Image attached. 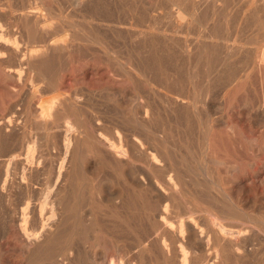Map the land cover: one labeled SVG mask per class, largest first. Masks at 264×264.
<instances>
[{"label": "rangeland", "instance_id": "obj_1", "mask_svg": "<svg viewBox=\"0 0 264 264\" xmlns=\"http://www.w3.org/2000/svg\"><path fill=\"white\" fill-rule=\"evenodd\" d=\"M0 12L2 18L0 23L11 29L7 30L8 32L4 30L6 33L0 32V36L3 38L4 35L5 38L8 36L10 44H14V41L20 50L38 53L40 50L36 44H30L35 38V32L32 31L34 27L30 26L37 19L40 23L35 31L40 34L41 29L47 27L45 30L54 35L49 43L59 49L54 56L48 78L55 75V79L61 85L57 87L56 93L46 96L41 93L34 94L30 108L24 97V86L7 79L6 75L9 71L15 73L22 71L24 76L31 77L35 76V71L20 64V58L13 52L3 60L0 58V120L6 122L13 118L14 121L12 126H8L0 133V162L2 164L7 159L17 156V149L24 141L33 142L36 152L41 157L33 168L35 171L32 175L34 176L32 189L26 190L21 199L33 196L35 192L33 190L42 180L47 179L51 170L52 161L49 154L52 141L48 142L45 139V132L39 125L43 120L31 117V111L38 106L39 100L67 94L71 88H81L84 94L79 95L83 96L86 105L80 115L86 119L89 113L94 111L101 123L109 126L115 123L116 116L112 105L105 98V91L111 88L123 89L125 94H122L120 101L123 100L121 102L124 104H127V99L134 94L128 81L112 77L110 71L115 62L125 64L130 61L135 65L140 61L143 67L153 70L154 86H167L171 90L182 89L187 100L199 101V123L194 122V127L191 125L184 130L180 126L178 132L175 131L172 123H167L168 121L156 113L158 117H154L152 126L157 129L158 125L165 126L168 151L173 150L171 154L176 162L186 161V165L182 163L183 166L207 165V174H210L212 180L237 204V209H227L228 203L219 194L201 186L202 178L199 180L198 189L189 183L186 185L183 199L175 198L172 201L174 215L186 216L191 212L196 213V217L199 218V230L208 233L211 239L210 245L205 246L201 242L199 232V245L194 244L188 250L190 253L188 264H264V224L262 223L264 222V185H262L264 184V141L263 144L257 141V138H260L258 116L264 115V65L261 62L264 61V0H0ZM71 45L80 49L85 57L72 58L73 54L68 52ZM62 48L67 52L61 51ZM226 53H228L227 57ZM71 70L78 71L74 80H68L67 77ZM62 76L67 78L63 83ZM46 81L39 83L41 87L38 83L37 86L44 90ZM141 84L144 86V83ZM71 113L73 115L72 111ZM71 113L69 109L64 108L58 112V117L72 118ZM49 120L53 122L55 117L51 116ZM228 126H233L232 132L227 129ZM104 132L106 135L111 134V130L108 129ZM214 134H220L222 139L224 138V142H220L223 147L219 148L222 150L221 154L213 151V146L209 145L208 149L205 148L206 145L203 143L207 136L211 144ZM82 137V147L87 149L89 147L87 137ZM178 149L181 151L179 152ZM226 154L230 156L226 164L216 163L218 156L224 158ZM212 155H216L214 159ZM135 164L144 166L138 160ZM88 167L90 169L97 167L100 173L97 177H86L79 181L83 189H80L81 195L76 186L78 182L75 183V193L79 198L82 196V199L93 197L95 205L92 204L94 206L92 210L98 211L95 216L97 226L112 233V237L107 234L98 236L96 249L92 252L95 260L102 261L107 254L108 258L116 257L114 245L117 246L121 256L126 250L125 246H130L128 253L130 257L134 254L136 264H161L153 259L150 260V254L146 249L135 242V239L141 241L142 231L148 228L142 212L138 211L139 208L128 205L127 208L119 211L118 215H110L104 207L96 206L94 189L98 182L102 183V180L106 181V179L115 181V173L106 164L97 162L93 158L90 159ZM225 168H227L226 173ZM153 173L155 176L160 175L159 170L156 169ZM220 178L224 179L221 181ZM120 184L122 183L119 181L118 187L109 185V189L115 192L120 190V187L124 188L123 184ZM194 190H198L197 195H194ZM12 197L14 196L10 198ZM10 198H5L4 202L0 201V226L4 221ZM130 198L132 200L131 196ZM195 200L198 202L196 203ZM217 201L219 204L216 203ZM222 204L225 207H222ZM89 208L91 209V205L86 203L84 210ZM240 214L242 215L239 216ZM215 220L230 230L241 231L242 237L237 245L230 247L218 241L210 225L211 221ZM259 224L262 227L257 226ZM21 243L19 235L15 234L11 244L19 246ZM141 245L145 247L142 241ZM140 253H144L142 260L138 258ZM216 253L218 259H215ZM3 259L6 264H33L16 250L8 251ZM0 264H3L2 259Z\"/></svg>", "mask_w": 264, "mask_h": 264}, {"label": "bare ground", "instance_id": "obj_2", "mask_svg": "<svg viewBox=\"0 0 264 264\" xmlns=\"http://www.w3.org/2000/svg\"><path fill=\"white\" fill-rule=\"evenodd\" d=\"M39 23L40 22L36 19L30 26L32 28L34 27L32 31L35 32V38L32 39L33 42H30V44H36V47L40 50L38 53H28V50L26 53L25 50H20L19 46H17L14 41V44H10L8 36L5 38L4 35L5 39L0 36V58L3 60L4 57L13 52L20 58V64L25 65L28 69H33L36 73L35 76L32 74L33 76L31 77L24 76V72L22 71H17L16 73L9 71L7 75L5 74L7 79L16 81V83H20L24 86V97L27 100L29 108L34 94L41 93L43 95L45 94V96L50 93L53 94L56 93L57 87L61 85L59 81L55 79V75H51L53 77L50 78V76L48 78L50 74L49 70L54 62V56L59 49L49 43L54 35L48 30H45L47 27L41 29L40 34L37 33V30L35 31ZM8 28L9 27H5L0 23V32L4 30L10 31L11 29ZM70 48L71 49H68L66 47L68 52L73 54L74 57L72 58L78 59L85 57L80 49L74 48L72 45ZM60 50L65 53L67 52L64 48ZM225 56L227 57L228 53H226ZM261 62L262 65H264V61L262 60ZM76 71L77 70H71L69 72L67 75L68 80H74L76 78ZM31 72L33 73V71ZM110 72H112V77L118 78V80L119 78H123V80L128 81L132 86L134 94L132 97H127L128 103L126 102L127 104H124L122 103L123 100H121L122 102L120 101L122 94H125L123 89L111 88L106 90L105 94L103 92L107 101L112 105L116 116V118L114 116L115 119L113 118L115 123H111L109 126L101 123L97 117V113L92 110L86 119L80 115L86 103L83 96L79 95L84 94V90L78 87L74 89L71 88L67 94H61L43 100L41 98L38 106L31 111V117L43 120L39 122V125L44 130L43 132H45V139L48 142L52 141V148L49 154L52 161L51 170H48L49 174L46 180L39 181L40 183L38 185L36 183L37 187L33 190L35 191L33 196L21 199L26 190L30 191L29 189H32V177H34L32 175H34L33 173L35 171L33 168L35 164L37 165L40 157L39 153L36 152L35 144L31 141H24V143L20 145V148L17 149V156L7 159L6 162L2 164L0 162V201L4 202L5 198L14 196L10 198L11 201H8V199L6 200L8 201V203L6 202L8 205L6 207L4 221L2 220L3 223L0 226V260L2 259L3 264H6L5 259H3L4 255L7 254L8 251L15 250L19 252L23 258H28L33 264H136V259H134L135 256L133 257L134 254L130 257L128 253L131 248L130 246L124 247L126 250L123 256H121L118 253L117 246L113 245V249L117 254H115L116 257L108 258V254L106 253L107 255H104L102 261L100 260L101 262L97 261V259L95 260L92 254L96 249V243H98L97 240L99 239L98 236L107 234L112 237V233L106 232L107 230L97 226L98 224L95 216L98 211L92 210L94 208L92 204L95 205L93 197L88 196L82 199V196L79 198L75 193L74 187L77 186V190L81 195L80 189H82V185L79 184V181L81 182L86 177H97L98 173H100L97 167L93 169L88 167L91 158L97 162L99 161L100 163L106 164L116 175V177H114V179H116L115 181L106 179V181L102 180V183L98 182L99 184L94 189L96 206L104 207L110 215H118L119 211L124 210L128 205L133 208H139L138 211L142 212L148 226L146 231H142L143 236L140 238L146 248L141 245L139 239H135V242H137L141 248H144V250L146 249L150 254V260L153 259L161 264H188L190 259L188 250L192 248L194 244L199 245V232L201 242H203L202 244L208 247L211 242L208 233L201 232L202 229L199 230V218L196 217V213L191 212V214L186 216H178L174 215L172 212V201L175 198L183 199L187 184L191 183L192 187L198 189L199 180L202 178L201 186L204 189L208 191L213 190L219 194V196L228 203L226 206L227 209H237V204L231 200L229 194L225 193L222 188L212 180L210 174H207V165L200 167L199 164H196L194 168L191 164L190 166L187 165V167L183 166L182 163L186 165V161L184 162L181 160L182 163L176 162L177 160L175 161L174 156H172L173 154H171L173 150H171V152L170 150L168 151V147L166 146L165 126L158 125V129L152 126L154 117L159 115L168 121L167 123H172L175 131L179 129L178 127L180 126V128L183 127V130L184 128H190L191 125L194 127L195 123H199V101L195 99L190 101L187 100L182 89L171 90L167 86H154L152 84L154 76L153 70L143 67L140 61L135 65H132L130 61H127L125 64H116L115 62ZM66 79L65 76H62V83ZM44 80H47V85L45 89L42 90L37 85ZM141 83H144V86H142ZM64 108L69 109L70 113L71 111L73 112V115L71 113L72 118H69V116L62 118L61 116L62 119H59L58 112ZM51 116L53 118L55 117L53 122L49 120ZM258 118V122L260 123V138H257V141L263 144L264 115L260 114ZM12 119L9 121L5 119L6 122L0 120V133L5 131L8 126H12L11 124H14ZM108 121L110 122V120ZM211 123L212 122H210V126H212ZM13 127H11V130H13ZM232 127L228 126L227 129L232 132ZM107 129L108 131L111 130L110 135L105 134L104 131ZM234 134L232 133V135ZM82 136H85V138L87 137L89 142V147L87 149L82 147ZM223 139L220 134H214L212 139L213 144H209V137L207 136L203 143L206 145L205 148L209 145L213 146L214 150H212L216 151L217 154L218 152L221 154L222 150L219 148H223L220 145V142H224ZM4 140L6 141V139ZM227 141L229 140L227 139ZM189 155H191V153ZM215 156L212 155L213 159ZM212 157L210 159H212ZM223 157L224 158H220V156H218L216 163L219 165L226 164L225 162L230 156L227 155ZM137 160L141 161L144 166H136L135 162ZM155 169L159 170V176L154 175L153 171ZM221 171L222 168L220 169V173ZM226 172L227 168H225V173ZM35 176L37 177V175ZM223 179H221V181ZM119 181L123 184L124 188L120 187V190L112 192L109 189V185L118 187ZM77 182L78 184L75 186ZM95 182H97V180H95ZM193 193L197 195L198 190H194ZM197 202L198 201H196V203ZM86 203L91 205V209L84 210ZM216 203H218V201ZM199 204L201 205L202 203ZM218 206L221 207L220 205ZM223 206L222 204V207ZM228 212L231 213V211ZM235 212L239 213V211ZM241 215L242 214L239 216ZM260 221L263 220L260 219ZM262 223L264 224V222ZM210 225L213 227V233L217 236L218 241L220 240L230 247L237 245L242 237L241 231L230 230L216 220L211 221ZM257 226H260V224ZM15 234L19 235L22 240L19 246H13L11 244ZM4 249H6V251H4ZM143 254L144 253H140L138 256L140 260H142ZM218 258V253H216L215 259Z\"/></svg>", "mask_w": 264, "mask_h": 264}]
</instances>
